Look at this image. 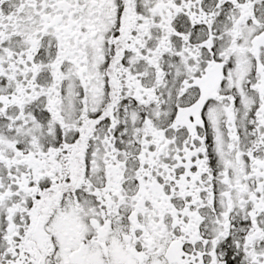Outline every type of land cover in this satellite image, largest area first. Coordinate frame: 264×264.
<instances>
[{"label":"snow or ice","instance_id":"6c2138e0","mask_svg":"<svg viewBox=\"0 0 264 264\" xmlns=\"http://www.w3.org/2000/svg\"><path fill=\"white\" fill-rule=\"evenodd\" d=\"M0 264H264V0H0Z\"/></svg>","mask_w":264,"mask_h":264}]
</instances>
